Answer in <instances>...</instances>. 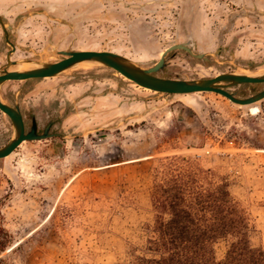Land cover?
I'll list each match as a JSON object with an SVG mask.
<instances>
[{
  "label": "rangeland",
  "instance_id": "374dc122",
  "mask_svg": "<svg viewBox=\"0 0 264 264\" xmlns=\"http://www.w3.org/2000/svg\"><path fill=\"white\" fill-rule=\"evenodd\" d=\"M0 16L13 27L14 61L109 51L150 68L190 40L209 61L177 51L159 77L264 73V0H0ZM11 49L0 26V69ZM262 87L232 91L248 98ZM0 97L20 106L28 131L33 121L41 131L53 122L55 135L0 160V264H131L154 226L156 169L173 157L230 183L255 228L253 245L264 249V101L242 107L214 93L158 94L92 65L8 82ZM12 137L0 111V148ZM224 251L219 245L217 256Z\"/></svg>",
  "mask_w": 264,
  "mask_h": 264
},
{
  "label": "trees",
  "instance_id": "16d2710c",
  "mask_svg": "<svg viewBox=\"0 0 264 264\" xmlns=\"http://www.w3.org/2000/svg\"><path fill=\"white\" fill-rule=\"evenodd\" d=\"M160 164L151 190L154 226L146 253L131 264H264V249L252 243L255 228L226 179L182 157ZM6 246L0 240V252Z\"/></svg>",
  "mask_w": 264,
  "mask_h": 264
},
{
  "label": "water",
  "instance_id": "95a60500",
  "mask_svg": "<svg viewBox=\"0 0 264 264\" xmlns=\"http://www.w3.org/2000/svg\"><path fill=\"white\" fill-rule=\"evenodd\" d=\"M0 26L7 42L13 47L12 53H15L16 49L9 41V31L13 27L7 24V19L4 16H0ZM177 51H184L197 60L208 61L206 54L194 52L190 40L186 43H176L169 47L162 54L160 60L150 68H145L142 64L123 55L109 51H60L57 54L63 59L53 63L30 60L11 61L10 53L6 66L0 69V89L8 82H28L57 78L67 71L87 63L92 66L111 69L137 86L158 94L184 96L198 93H214L242 107L264 101V90L248 98H241L238 93L232 91L242 85L264 84V73L261 75L224 73L214 78L196 80L159 77L158 74L166 66L169 55ZM24 64H31L34 68L27 71H19ZM0 111L11 120L13 125V137L7 145L0 148V160L9 158L24 142L42 141L55 136L48 133L49 128L42 135H36L34 126L28 131L20 106L5 104L1 97Z\"/></svg>",
  "mask_w": 264,
  "mask_h": 264
},
{
  "label": "flooded vegetation",
  "instance_id": "af4514ba",
  "mask_svg": "<svg viewBox=\"0 0 264 264\" xmlns=\"http://www.w3.org/2000/svg\"><path fill=\"white\" fill-rule=\"evenodd\" d=\"M5 36V35H4ZM9 41H10V43L12 44V42H11V40H10V33H9ZM5 44L6 45H8V46H10L12 49L11 50H9L8 52H7V54H6V57H5V59H6V64H7V59H8V55L11 53V61H14L13 60V55L16 53H12V51H13V47L7 42V40H6V38H5ZM13 45V44H12ZM14 46V45H13ZM15 47V46H14ZM16 49V48H15ZM85 51H89V50H85ZM208 59V58H207ZM208 61H209V59H208ZM165 68V67H164ZM164 70V69H163ZM162 70V71H163ZM255 73H257V72H255ZM259 73V72H258ZM256 85H261V86H263L262 88H261V90H264V84H256ZM255 85V86H256ZM254 86V85H253ZM260 90V91H261ZM259 92V91H258ZM257 93V92H256ZM11 121V120H10ZM35 127V130H36V135H42V134H44L45 133V131L49 128V131H48V133L49 134H51V135H54V133L52 132V129H53V127H54V123L53 122H49L47 125H46V127L41 131L39 128H38V125L33 121L32 122V124H31V128L32 127ZM30 128V129H31Z\"/></svg>",
  "mask_w": 264,
  "mask_h": 264
},
{
  "label": "bare ground",
  "instance_id": "6f19581e",
  "mask_svg": "<svg viewBox=\"0 0 264 264\" xmlns=\"http://www.w3.org/2000/svg\"><path fill=\"white\" fill-rule=\"evenodd\" d=\"M90 64H87V63H83L82 64V66L83 67H87V66H89ZM32 68H34V66H32L31 64H24V65H22L21 66V68L19 69V71H27V70H30V69H32ZM14 70V69H13ZM261 74H263V73H255V75H261ZM248 75V74H247ZM251 113L253 114V115H256V114H258V109L257 108H253V109H251Z\"/></svg>",
  "mask_w": 264,
  "mask_h": 264
}]
</instances>
